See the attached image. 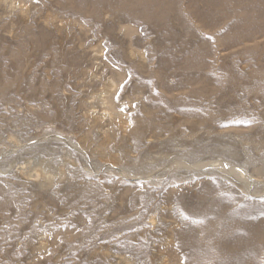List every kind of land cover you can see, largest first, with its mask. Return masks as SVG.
Here are the masks:
<instances>
[{"label": "rangeland", "instance_id": "374dc122", "mask_svg": "<svg viewBox=\"0 0 264 264\" xmlns=\"http://www.w3.org/2000/svg\"><path fill=\"white\" fill-rule=\"evenodd\" d=\"M234 249L264 264V0H0V264Z\"/></svg>", "mask_w": 264, "mask_h": 264}, {"label": "bare ground", "instance_id": "6f19581e", "mask_svg": "<svg viewBox=\"0 0 264 264\" xmlns=\"http://www.w3.org/2000/svg\"><path fill=\"white\" fill-rule=\"evenodd\" d=\"M247 235H249V233H248ZM249 236H250V235H249ZM245 239L247 240V239H249V238L245 236ZM241 240H242V239H241ZM241 240H240L239 242L237 241L238 244H239L237 248H239V249L241 248L240 246H243V245H245L246 243H248V241L245 243V242H243V241H241ZM237 242H236V243H237ZM248 244H249V243H248ZM249 245H250V244H249ZM227 249H228V248H227ZM234 250H235L236 252H235ZM234 250H231L232 252L234 251V252H233V253H234V257H233L234 259H233V260L231 259V261H233L232 264H242V263H245V261H247V259L244 257V255H246V253H250V252H249V251H248V252H247V251H244V252H240V253H238V252H237L238 249H234ZM226 254H227V251H226ZM227 256H228V255H227ZM246 264H247V263H246ZM248 264H249V263H248Z\"/></svg>", "mask_w": 264, "mask_h": 264}]
</instances>
